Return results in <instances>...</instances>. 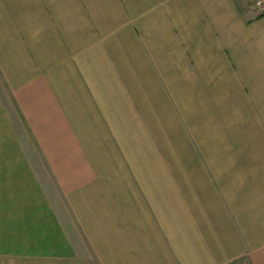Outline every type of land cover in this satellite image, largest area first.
<instances>
[{"label": "crops", "instance_id": "crops-1", "mask_svg": "<svg viewBox=\"0 0 264 264\" xmlns=\"http://www.w3.org/2000/svg\"><path fill=\"white\" fill-rule=\"evenodd\" d=\"M48 179L101 264H264V17L0 0L2 263L88 264Z\"/></svg>", "mask_w": 264, "mask_h": 264}, {"label": "rangeland", "instance_id": "rangeland-1", "mask_svg": "<svg viewBox=\"0 0 264 264\" xmlns=\"http://www.w3.org/2000/svg\"><path fill=\"white\" fill-rule=\"evenodd\" d=\"M243 2L247 5L248 8L253 9L252 4L248 0H243ZM19 136L21 138L23 137V143L25 145L24 151L27 158L35 160L37 162L38 160H40V158L42 159L40 153H37V151L35 150L33 151L30 148L31 150L30 152L27 138L25 137V135L23 134L21 135L20 133ZM39 171H41L40 168ZM49 180L50 179L45 180V186L47 185L49 187L48 189H49V195L51 197V201L54 204L55 209L59 215V218L61 219L67 231V235H69L70 240L74 244L77 254H79L80 258L86 259L88 261V264H101L96 254L94 253L93 248H91L88 245L87 240L85 239L82 230L77 224L75 216L73 215L67 201L63 197L60 188L58 186H55V184L53 182H50ZM0 264H7V263H2V261H0ZM234 264H248V263L241 261V262H236Z\"/></svg>", "mask_w": 264, "mask_h": 264}, {"label": "built area", "instance_id": "built-area-1", "mask_svg": "<svg viewBox=\"0 0 264 264\" xmlns=\"http://www.w3.org/2000/svg\"><path fill=\"white\" fill-rule=\"evenodd\" d=\"M255 11L260 15H264V0H248Z\"/></svg>", "mask_w": 264, "mask_h": 264}]
</instances>
